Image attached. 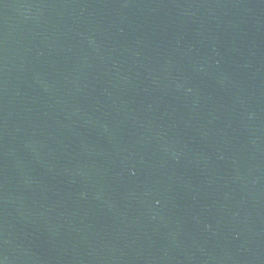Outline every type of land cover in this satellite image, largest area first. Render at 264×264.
<instances>
[{"label": "water", "instance_id": "obj_1", "mask_svg": "<svg viewBox=\"0 0 264 264\" xmlns=\"http://www.w3.org/2000/svg\"><path fill=\"white\" fill-rule=\"evenodd\" d=\"M0 264H264V0H0Z\"/></svg>", "mask_w": 264, "mask_h": 264}]
</instances>
